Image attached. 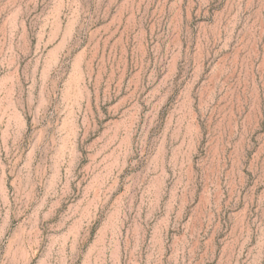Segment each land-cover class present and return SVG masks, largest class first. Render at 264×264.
<instances>
[{
    "label": "rangeland",
    "instance_id": "rangeland-1",
    "mask_svg": "<svg viewBox=\"0 0 264 264\" xmlns=\"http://www.w3.org/2000/svg\"><path fill=\"white\" fill-rule=\"evenodd\" d=\"M0 264H264V0H0Z\"/></svg>",
    "mask_w": 264,
    "mask_h": 264
}]
</instances>
